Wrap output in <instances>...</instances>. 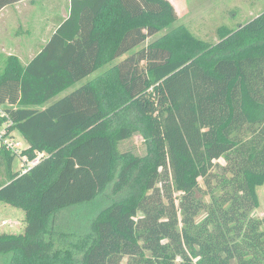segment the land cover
<instances>
[{"label": "trees", "instance_id": "trees-1", "mask_svg": "<svg viewBox=\"0 0 264 264\" xmlns=\"http://www.w3.org/2000/svg\"><path fill=\"white\" fill-rule=\"evenodd\" d=\"M20 1L0 0V11ZM69 8L29 64L10 56L0 74V124L24 145L0 146V202L26 223L23 234L0 235V255L8 264H264V218L254 215L264 13L220 27L209 43L175 25L168 0ZM136 134L144 156L120 151ZM17 158L39 162L23 173ZM109 191L115 198L97 211Z\"/></svg>", "mask_w": 264, "mask_h": 264}, {"label": "rangeland", "instance_id": "rangeland-1", "mask_svg": "<svg viewBox=\"0 0 264 264\" xmlns=\"http://www.w3.org/2000/svg\"><path fill=\"white\" fill-rule=\"evenodd\" d=\"M51 1L56 2L58 0H51ZM205 2H211L215 5H219L220 3L224 4V2H220V0H186V4L191 9L199 5L202 6ZM203 8H206V5L201 9ZM226 9L227 12H225L220 16L208 15V13L204 11L198 17H196L198 19H201L202 21H198V20L188 21L191 18V16H187L186 21H182L179 24H183L189 27L192 33L195 34L198 38L209 43H217L219 40L217 30L220 27L224 26L232 30H237L240 26H244L248 24L249 22H251L253 19L256 18V17H251L250 12H252V14H254V16L257 17L264 13V0H227ZM54 12H56V14L51 18L50 21L52 22L54 20L58 21L61 19L60 15L58 14L59 12L57 10H55ZM179 24L177 23L175 25H179ZM20 35H21V39L23 40H26L28 38L30 39V37L27 36V32L25 28L20 32ZM162 35L163 33H160L157 36L150 38L148 42L145 43L142 47H145L147 44L155 41ZM119 61L121 60H118L117 62ZM117 62H112L110 64H107L105 67H103L101 70L91 75L89 78L79 82L78 84H76V86L66 91L62 95L58 96L54 101H57L63 96L71 93L74 89L82 86L87 81L95 79L100 74L106 72L111 67H113ZM3 64L5 63H2V65ZM0 65H1V61H0ZM3 71H4V67L0 69V74ZM13 139L15 140V142L19 141L20 143H23V138L18 132H14ZM1 144L2 143L0 141V146ZM120 151L129 152V153L131 152L136 156H144L146 155L147 149L144 144L143 137L141 135L136 134L130 140L122 142L120 144ZM22 164L23 161H20V159L17 158L14 164V169L15 170L21 169ZM257 193L259 196V207L254 211V215L259 218H264V185L257 189ZM114 198L115 197L112 194V192L109 191L105 196L101 197L96 202V207L95 205H93L91 206V208L95 207L97 211L102 208H105ZM88 208L90 207L83 208V210H87ZM25 227H26L25 212L23 210L14 208L10 205H6L0 202V235L5 233L20 235L24 233ZM10 258L11 256L9 255L7 256L0 255V264H8Z\"/></svg>", "mask_w": 264, "mask_h": 264}, {"label": "crops", "instance_id": "crops-1", "mask_svg": "<svg viewBox=\"0 0 264 264\" xmlns=\"http://www.w3.org/2000/svg\"><path fill=\"white\" fill-rule=\"evenodd\" d=\"M70 1L71 0H58L56 2H52L51 0H22L2 9L0 11V69L3 67L5 69L7 58L10 56L19 58L23 65L29 64L39 54L41 48L49 41L51 35L50 25H52V21L50 20L56 14L54 11L57 10L61 17L58 22L66 20L70 15ZM168 1L175 9L178 17V24L182 21H186L187 16H191L188 21H202L196 17L204 11L207 12L208 15L213 16H220L227 12V0H220V2H224V4L220 3L219 5L205 2L202 6L199 5L192 9L186 4V0ZM205 5L206 8L201 9L205 7ZM250 15L251 17H257L254 16L252 12H250ZM24 28L30 39H21L20 32ZM187 28L190 30L189 27ZM2 63L5 64L2 65Z\"/></svg>", "mask_w": 264, "mask_h": 264}, {"label": "built area", "instance_id": "built-area-1", "mask_svg": "<svg viewBox=\"0 0 264 264\" xmlns=\"http://www.w3.org/2000/svg\"><path fill=\"white\" fill-rule=\"evenodd\" d=\"M4 118H7V115L5 113L4 107L0 106V121ZM11 124L9 121L3 123L0 129V141L2 145H6L8 149L11 151H14L16 153H20L21 150L23 149L24 145L23 143H20L19 141H16L13 139L14 137V132L9 133L7 130V126ZM26 158L21 159L23 161L22 168H23V173H26L31 167L35 166L39 162V158L36 159L35 161L27 162Z\"/></svg>", "mask_w": 264, "mask_h": 264}]
</instances>
